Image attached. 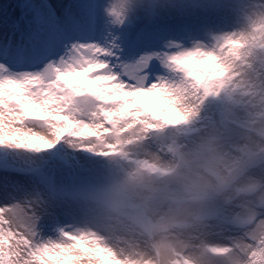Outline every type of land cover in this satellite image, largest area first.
<instances>
[{
	"label": "rangeland",
	"instance_id": "obj_1",
	"mask_svg": "<svg viewBox=\"0 0 264 264\" xmlns=\"http://www.w3.org/2000/svg\"><path fill=\"white\" fill-rule=\"evenodd\" d=\"M0 166V264H264V0H0Z\"/></svg>",
	"mask_w": 264,
	"mask_h": 264
}]
</instances>
